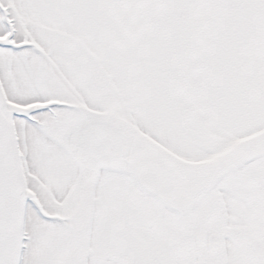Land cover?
<instances>
[{"label": "snow or ice", "instance_id": "obj_1", "mask_svg": "<svg viewBox=\"0 0 264 264\" xmlns=\"http://www.w3.org/2000/svg\"><path fill=\"white\" fill-rule=\"evenodd\" d=\"M0 264H264V0H0Z\"/></svg>", "mask_w": 264, "mask_h": 264}]
</instances>
